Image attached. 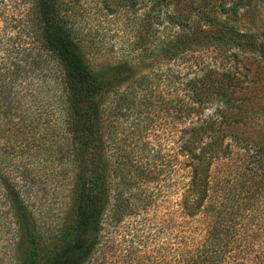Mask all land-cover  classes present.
<instances>
[{"label": "trees", "instance_id": "trees-1", "mask_svg": "<svg viewBox=\"0 0 264 264\" xmlns=\"http://www.w3.org/2000/svg\"><path fill=\"white\" fill-rule=\"evenodd\" d=\"M99 3L129 14L108 57L72 1L0 0V264H264V147L232 133V165L224 133L248 68L223 53L264 63L233 22L249 1ZM41 183L64 209L47 229Z\"/></svg>", "mask_w": 264, "mask_h": 264}, {"label": "rangeland", "instance_id": "rangeland-1", "mask_svg": "<svg viewBox=\"0 0 264 264\" xmlns=\"http://www.w3.org/2000/svg\"><path fill=\"white\" fill-rule=\"evenodd\" d=\"M74 3V11L80 34L86 39L94 42V46L100 49L103 54L106 49L113 47L116 51L122 45V39L126 38L128 21V13H123L120 9L118 16L111 18L102 9L99 0H68ZM248 6H245L238 12L236 21H233L239 33L248 32L254 34L255 40L264 42V0H247ZM234 57L230 55L232 51H221L218 54H224V58L228 64H236L239 62L240 68L246 67L248 71L247 86L243 87L236 93L238 109L232 111L229 115L230 120L228 126L224 128L226 135L225 141L231 142L230 135L234 133L243 139V145L248 147H264V63L259 61L260 54L258 51H248ZM94 54V53H93ZM110 55V54H109ZM213 52L205 53V57L210 60L214 57ZM97 57L96 54H94ZM221 58H217L218 61ZM247 58L252 59L251 63L247 62ZM87 59L91 60L88 55ZM89 60V61H90ZM213 107L206 110V114L213 111ZM235 145V144H233ZM233 159L231 164H239L244 161V151L235 145ZM220 167H218V171ZM36 205L35 213L38 217L39 224L43 229L54 227L61 223L63 219L64 209L60 206L61 199L56 191L47 184L41 183L35 186ZM15 256L12 251L7 253V256L2 260L4 264H14Z\"/></svg>", "mask_w": 264, "mask_h": 264}]
</instances>
